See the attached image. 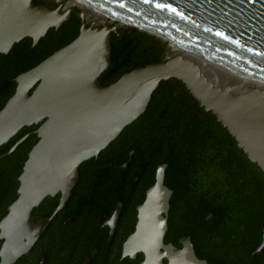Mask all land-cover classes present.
<instances>
[{
    "label": "water",
    "instance_id": "obj_1",
    "mask_svg": "<svg viewBox=\"0 0 264 264\" xmlns=\"http://www.w3.org/2000/svg\"><path fill=\"white\" fill-rule=\"evenodd\" d=\"M34 1L0 0V53H8L27 37L35 45L72 14L81 25L72 42L17 75L15 91L0 110V146L22 128L38 126L34 131L38 141L18 176L17 198L0 220L1 264H11L30 251L50 220L35 223L33 209L46 197L57 195L55 212L63 208L78 181L79 166L96 157L145 111L161 81L182 82L264 173L261 93L246 88L233 93L221 86L224 77L217 75L213 83L198 64L182 55L125 72L108 86L98 80L111 63L112 33L121 37L126 32L125 27L117 28L121 19L130 21L125 24L130 28L160 40L158 33L162 34L217 65L264 81V0H82L116 19L104 26L88 25L83 11L64 9V2L56 6ZM27 74L31 78L24 84ZM164 168H157L154 184L136 208L137 221L122 244V257L134 259L141 253L140 264H208L196 256L189 239L179 249L164 243L172 194L164 185ZM119 210L117 203L106 220L110 233ZM263 247L264 222L257 251ZM44 261L45 256L39 264Z\"/></svg>",
    "mask_w": 264,
    "mask_h": 264
},
{
    "label": "trees",
    "instance_id": "obj_2",
    "mask_svg": "<svg viewBox=\"0 0 264 264\" xmlns=\"http://www.w3.org/2000/svg\"><path fill=\"white\" fill-rule=\"evenodd\" d=\"M55 4L53 0L35 3ZM80 18L72 14L33 45L24 38L7 54H0V110L13 95L15 78L72 42ZM135 28L123 36L112 33L111 63L98 80L102 86L125 72L168 58L165 41ZM36 125L22 128L0 154L28 134L15 149L0 158V220L17 198L18 176L38 141ZM164 165V185L172 191L164 243L176 249L189 239L199 259L208 264H264V173L249 161L215 115L206 111L185 85L170 78L153 91L145 111L100 153L79 166V177L63 208L55 212L59 196L46 197L33 209L38 222L50 218L29 253L39 264H82L93 250L90 264H140L119 255L133 232L136 207ZM121 203L116 234L110 239L103 222ZM72 218L71 220H68ZM164 263L166 261L164 260Z\"/></svg>",
    "mask_w": 264,
    "mask_h": 264
},
{
    "label": "bare ground",
    "instance_id": "obj_3",
    "mask_svg": "<svg viewBox=\"0 0 264 264\" xmlns=\"http://www.w3.org/2000/svg\"><path fill=\"white\" fill-rule=\"evenodd\" d=\"M69 4L78 6L81 9H83L84 17H85V15H87V14L89 15L91 13V14H93L91 17L97 16L99 21H105L109 18H111V19L113 18V17H111V15L106 13L103 9L96 7V6H93V5H90L89 3H86L82 0H69ZM113 19H115V18H113ZM85 20H86V17H85ZM122 21H127V20H122ZM128 23H130V21H128ZM117 25H119V23H117ZM96 26H98V25H96ZM146 29H148V28L146 27ZM158 35H160V37L164 38V36L162 34L158 33ZM172 43L174 45H176L177 47H184L183 45L175 42L174 40H172ZM175 55H182V56L194 61L196 64L199 65L202 73L206 74L208 76V78L213 83H217V81H216L217 75L218 76L220 75V77H224L225 81L222 82L221 86H223V87L228 86L229 89L233 93L238 94V93H240V91H242L244 88H246V89H252L253 91H257V92L261 93L262 95H264V81L261 79L241 75V74H239L235 71H232L226 67L217 65L216 63H213V62L209 61L208 59H204L203 57H201L195 53H192L189 50H186L182 53L175 54ZM30 78H31V74H27L25 76V81L23 83L25 84L26 82H28Z\"/></svg>",
    "mask_w": 264,
    "mask_h": 264
},
{
    "label": "rangeland",
    "instance_id": "obj_4",
    "mask_svg": "<svg viewBox=\"0 0 264 264\" xmlns=\"http://www.w3.org/2000/svg\"><path fill=\"white\" fill-rule=\"evenodd\" d=\"M54 2L56 1V2H58V3H61V2H64V5H63V8L64 9H67V8H70V7H73V8H76L77 10H79V11H83V9H81L80 7H78V6H75V5H70L69 4V0H53ZM93 14H87V15H85V17H86V20L87 21H89L88 22V25H93V26H95V25H99V26H104V25H106V24H108V23H112V20L113 19H111V18H109V19H107V20H105V21H99V19H98V17L97 16H93V17H91ZM91 17V18H90ZM90 18V19H89ZM114 20H116V19H114ZM119 20V25H117V28L119 29V28H121V27H125V29H130V27H128V26H126L125 24H128V21H122L121 19H118ZM99 21V22H98ZM164 36V35H163ZM165 38V39H164ZM164 40L165 41H168L169 42V44H168V47H167V49H168V52H167V54H168V56L169 57H171V56H173V55H175V54H179V53H182V52H184V51H186V50H188V49H186L185 47H177L176 45H174L173 43H172V40L171 39H169V38H167L166 36H164ZM167 39V40H166ZM168 57V58H169ZM250 79V78H249Z\"/></svg>",
    "mask_w": 264,
    "mask_h": 264
},
{
    "label": "flooded vegetation",
    "instance_id": "obj_5",
    "mask_svg": "<svg viewBox=\"0 0 264 264\" xmlns=\"http://www.w3.org/2000/svg\"><path fill=\"white\" fill-rule=\"evenodd\" d=\"M35 2V1H34ZM36 4H39V3H36ZM40 4H51V3H48V1H45V2H43V3H40ZM60 3H55V5L56 6H58ZM80 24H81V21H80ZM28 38V37H27ZM24 39V38H23ZM22 39V40H23ZM28 39H30L31 41H32V39L31 38H28ZM11 50V49H10ZM9 50V51H10ZM0 54H4V53H0ZM7 54V53H6ZM59 196V195H58ZM59 199H60V196H59ZM117 203H120V202H117ZM117 203H116V205H117ZM116 207V206H115ZM137 208V207H136ZM120 209H121V203H120ZM120 211V210H119ZM136 212H137V210H136ZM5 216V215H4ZM3 216V217H4ZM110 217L112 216V215H109ZM2 217V218H3ZM110 217H108V219L110 218ZM1 218V219H2ZM72 218H70V219H68V220H71ZM107 220V219H106ZM106 220L103 222V231H109V239L113 236V235H115L116 234V228H117V222H118V220H119V213H118V216H117V219H116V222L114 223V228H113V231L110 233V227H109V225L108 224H106ZM136 221H137V213H136ZM39 222V221H38ZM38 222H35V223H38ZM2 239H0V247H1V245H2ZM123 244V243H122ZM29 253V252H28ZM97 253H98V251L96 250V249H94L93 250V252H92V254L89 256V257H87L84 261H83V263L82 264H90V262H91V260H92V258L93 257H95L96 255H97ZM24 255V254H23ZM20 256L19 258H17L13 263H11V264H34V263H31L30 262V255H31V253L30 254H28L27 256ZM119 255H120V257L122 258V259H124V258H127V257H122V245H121V250H120V253H119ZM129 258V257H128ZM45 260H46V258H45ZM40 263V262H39ZM0 264H1V259H0Z\"/></svg>",
    "mask_w": 264,
    "mask_h": 264
}]
</instances>
